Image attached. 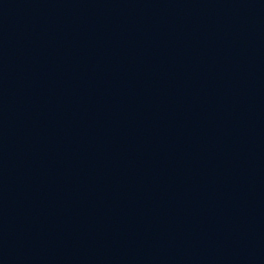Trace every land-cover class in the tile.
I'll use <instances>...</instances> for the list:
<instances>
[{"label":"water","instance_id":"water-1","mask_svg":"<svg viewBox=\"0 0 264 264\" xmlns=\"http://www.w3.org/2000/svg\"><path fill=\"white\" fill-rule=\"evenodd\" d=\"M0 264H264V0H0Z\"/></svg>","mask_w":264,"mask_h":264}]
</instances>
